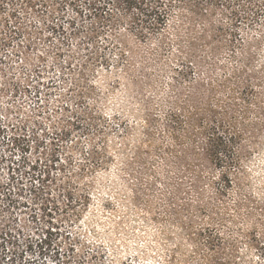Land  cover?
<instances>
[{"label":"rangeland","instance_id":"1","mask_svg":"<svg viewBox=\"0 0 264 264\" xmlns=\"http://www.w3.org/2000/svg\"><path fill=\"white\" fill-rule=\"evenodd\" d=\"M26 3L0 0V264H264V0H183L165 44L138 32L145 4ZM211 105L235 133L226 167L193 125Z\"/></svg>","mask_w":264,"mask_h":264},{"label":"trees","instance_id":"2","mask_svg":"<svg viewBox=\"0 0 264 264\" xmlns=\"http://www.w3.org/2000/svg\"><path fill=\"white\" fill-rule=\"evenodd\" d=\"M36 1V0H35ZM39 1V0H38ZM34 0H27V5L31 6V5H35ZM183 0H128V3L131 4V7L136 8V6L138 4H145L147 5V12H143L140 13L138 15H140V17H138V19L143 22V24L141 25V27L138 30V32L142 35V36H150L151 34H162L164 35L163 37H160V42L161 44H165V39H167V34H169L168 29L171 27V17L173 14V8L176 6H179L178 4L182 3ZM182 15V14H181ZM176 32L178 31L179 28V24L175 25L172 27ZM161 35V36H162ZM115 44V43H114ZM107 45V44H106ZM117 62L122 61L123 58L127 57L129 52H132L131 49H127V43L125 41H122L121 43H117ZM212 50L214 49V47L211 48ZM89 60H94L98 63H103V64H108V58L102 55H96L91 53L88 57ZM199 65H202V61L198 60L196 61ZM193 63H189L187 64L185 67L182 66L180 68V72L181 77H182V81H189L192 80V78L194 77V66H192ZM247 66V65H246ZM247 71L249 72V69H247ZM246 71V69L243 68V66H241L240 68L237 69V73H239L241 75L240 77V82H241V90L242 92H254V89L257 87V83H254L252 78L253 75L249 74ZM192 75V76H191ZM242 78V79H241ZM261 79V78H259ZM263 79V77H262ZM188 82V83H189ZM196 84H197V91H199L201 86H205L203 82H201V79L195 80ZM205 94V92H203ZM84 92L80 91V93L76 94V98L77 99H82L84 97ZM261 94V93H260ZM188 96V95H187ZM263 104H264V91H263ZM193 97V93H191L188 96V100L186 103H188L187 108H195V110L201 112L203 111V108L201 110H199V106L197 107H193L191 100ZM208 97V99H210L209 95H206V98ZM208 105V104H207ZM206 105V106H207ZM205 106V107H206ZM230 107V106H229ZM204 110H207L204 108ZM226 111V112H225ZM205 112V111H204ZM216 109L214 106H210L208 108V111H206V113H210L209 115V119L207 121L202 120L201 123H193L194 126H201L202 127V133H204L205 135V140L203 142L202 145V154L203 157L207 156L208 161L209 162H213L214 164L218 165V166H223L226 167V165H231L232 162H234L232 156L234 154V147H233V142L235 140V133L229 130V127L225 125L224 123V117L219 118L217 117V113H216ZM225 114H229V112L225 109L224 110ZM170 116H172L173 119L175 120H180L182 121L183 116L182 115H174L173 112H171L169 114ZM82 117V121H78V124H80L79 126H81V130H87L88 127L90 125H92V123L95 121L96 117L89 112L87 109L84 111V113L81 115ZM80 122V123H79ZM186 128V125H185ZM201 133V130L199 127H197ZM184 130V129H183ZM189 132L183 133V135L185 136L186 134H188ZM61 134L63 135V138L66 137V135L68 134L67 131L61 130ZM72 146L75 148L77 146V142L74 141L72 143ZM71 161V157L68 158V162ZM83 167H79V170H81ZM226 175L227 172L223 171L222 173V177L224 180H226ZM224 188H222L223 191ZM85 196L88 197V194L86 193ZM73 202V198L69 197L68 202L66 203V206L69 207L70 209L72 208V203ZM76 203V201L74 202ZM77 205L79 207H77ZM82 206H85L84 203H82V201L80 202L79 200L77 201V203L74 205V210L75 216H78V214L80 213V211H82ZM21 257V255L15 254L13 256H11L9 258V263L8 264H19V259Z\"/></svg>","mask_w":264,"mask_h":264}]
</instances>
